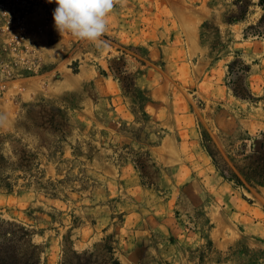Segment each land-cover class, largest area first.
<instances>
[{"label":"rangeland","instance_id":"obj_1","mask_svg":"<svg viewBox=\"0 0 264 264\" xmlns=\"http://www.w3.org/2000/svg\"><path fill=\"white\" fill-rule=\"evenodd\" d=\"M33 4L0 22V264H264L260 0H114L106 48Z\"/></svg>","mask_w":264,"mask_h":264},{"label":"clouds","instance_id":"obj_2","mask_svg":"<svg viewBox=\"0 0 264 264\" xmlns=\"http://www.w3.org/2000/svg\"><path fill=\"white\" fill-rule=\"evenodd\" d=\"M55 4L52 10L53 28L58 33L68 32L73 37L91 42L97 48H106L101 39L108 27L114 0H46Z\"/></svg>","mask_w":264,"mask_h":264},{"label":"built area","instance_id":"obj_3","mask_svg":"<svg viewBox=\"0 0 264 264\" xmlns=\"http://www.w3.org/2000/svg\"><path fill=\"white\" fill-rule=\"evenodd\" d=\"M36 0H0V22H14L23 26L32 12ZM11 21V22H10Z\"/></svg>","mask_w":264,"mask_h":264},{"label":"crops","instance_id":"obj_4","mask_svg":"<svg viewBox=\"0 0 264 264\" xmlns=\"http://www.w3.org/2000/svg\"><path fill=\"white\" fill-rule=\"evenodd\" d=\"M204 147V149L202 148L201 150H200V153H202V154H204V156H208L207 155V153H208V150H206V146H203ZM158 149H156V151H154L158 156H160V157H163L165 160H168V152L166 151L165 152V154H164V156H163V154H162V151H161V149L163 148V145L162 146H158L157 147Z\"/></svg>","mask_w":264,"mask_h":264},{"label":"trees","instance_id":"obj_5","mask_svg":"<svg viewBox=\"0 0 264 264\" xmlns=\"http://www.w3.org/2000/svg\"><path fill=\"white\" fill-rule=\"evenodd\" d=\"M260 3L263 5V8H264V0H260ZM252 175L253 176H251V178L256 179V180H259V178H261L260 175H258L256 173H252ZM260 180H262V179H260ZM26 264H40V263H39V260L29 259L28 261H26Z\"/></svg>","mask_w":264,"mask_h":264},{"label":"water","instance_id":"obj_6","mask_svg":"<svg viewBox=\"0 0 264 264\" xmlns=\"http://www.w3.org/2000/svg\"><path fill=\"white\" fill-rule=\"evenodd\" d=\"M253 146L256 150H260L262 147V140L259 138H255L253 142Z\"/></svg>","mask_w":264,"mask_h":264}]
</instances>
